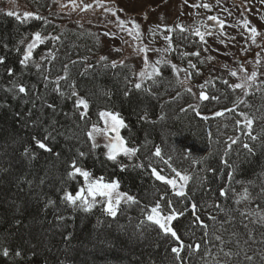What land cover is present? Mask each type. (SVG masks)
Here are the masks:
<instances>
[{
  "label": "trees",
  "instance_id": "16d2710c",
  "mask_svg": "<svg viewBox=\"0 0 264 264\" xmlns=\"http://www.w3.org/2000/svg\"><path fill=\"white\" fill-rule=\"evenodd\" d=\"M53 28L0 14V264H264V89L240 105L232 90L210 89L222 110L234 108L211 119L205 113L212 103L195 110L171 70L137 90L127 68L98 62L95 40ZM37 32L54 37L21 64L25 43ZM177 37L176 60L197 64L195 39ZM192 71L199 75L203 68ZM78 97L88 109L76 107ZM102 111L124 120L120 135L135 155L114 162L92 146L88 132L101 124ZM236 112L253 121L249 130L238 128ZM157 147L163 159L155 156ZM73 163L90 173L89 180L118 182V191L134 199L118 206L115 217L102 206L85 211L79 201L69 204L65 194L75 195L83 182L79 174L68 175ZM153 168L178 184L176 172L188 176L187 196L174 195ZM169 201L183 213L170 225L185 246L180 260L171 252L174 238L146 219L157 202L169 214Z\"/></svg>",
  "mask_w": 264,
  "mask_h": 264
},
{
  "label": "rangeland",
  "instance_id": "374dc122",
  "mask_svg": "<svg viewBox=\"0 0 264 264\" xmlns=\"http://www.w3.org/2000/svg\"><path fill=\"white\" fill-rule=\"evenodd\" d=\"M202 3L216 6L215 14L218 17L223 15V18L229 21L236 18L249 23L247 31L240 30L239 32L237 29L231 33L234 43L236 42L239 46L241 43L243 44L240 50L235 51V54L228 53L229 55H226L225 50L223 51L219 47L221 53L214 54L208 50L206 54L201 53V63L205 66V70L203 67V71L198 75L197 72L192 71L190 61L180 64L177 60L178 62L174 63L177 51L173 41L177 35L175 34L176 25L184 21L193 22L197 12L192 5H201ZM85 5H91V7L85 8ZM190 7L191 9H189ZM8 12L16 14L12 17L17 18L19 15L20 19L26 21L36 20L35 17L38 16L39 20L43 21L45 29L49 30L54 27L57 34L82 33L84 36L92 38L98 44L96 53L94 52L95 55H93L98 58V62H104L111 66L115 62L116 67L127 68L135 84L140 83L141 86L151 84L162 77L166 69L171 70L169 72L178 90L191 96V99L196 103V108L197 106L201 107L200 102L205 101L200 98L201 92L205 95L209 94L206 92V88L209 87L212 93L217 94L220 89L219 84L222 82H226L228 88H232L239 105L246 96L264 89V3H261V0H219V3L217 0H187V2L186 0H0V14L7 15ZM25 12L33 13L34 16L24 19L23 13ZM190 15L192 17L188 18ZM134 25H138L139 28L136 29ZM54 28L53 31H55ZM251 28L257 29L258 34L255 37L251 33ZM130 32L131 34H129ZM34 36L35 34L31 35L25 43L23 57L28 44L34 42ZM52 37L54 35L51 33L41 36L42 42H36L29 61H32L34 51ZM214 43H210V46L217 48ZM101 57H106V59H101ZM145 57L147 63H145ZM238 62H241L242 66L238 65ZM153 67L159 70V74H153L149 78L147 74L152 73ZM142 71L146 73L144 77L140 76ZM232 72H235L236 75H231ZM253 72H256L255 79H249ZM217 81L220 83L218 84ZM237 84L242 87H233ZM212 99L209 96L206 101V103H212L208 104L205 113L208 118H220L224 114H230L234 109H229L226 112ZM196 108L195 110H197ZM216 113H222V115H216ZM246 118L249 119L247 113L236 112L238 128L249 130V127L246 126ZM92 127L89 131L92 130ZM96 127L103 130L106 127L105 121L101 118V124ZM93 137L94 140L90 139L92 146L95 144L93 147L101 148L103 154L107 156L106 145L114 139L115 133L111 130L107 133L98 131L93 133ZM120 157L130 158L123 154L117 156V158ZM82 180V187L79 191L84 189L83 195L93 204L91 209L102 206L103 213L113 217L105 210L107 197L97 196L93 202V198L88 196L87 185L95 180H85L84 177ZM119 194L121 193L118 189L112 193L114 206ZM126 201L124 195L121 196L118 206Z\"/></svg>",
  "mask_w": 264,
  "mask_h": 264
},
{
  "label": "snow or ice",
  "instance_id": "6c2138e0",
  "mask_svg": "<svg viewBox=\"0 0 264 264\" xmlns=\"http://www.w3.org/2000/svg\"><path fill=\"white\" fill-rule=\"evenodd\" d=\"M186 2H187V0H186ZM217 3H219V0H217ZM261 3H264V0H261ZM192 6L193 7L202 6V7H205V8L210 7L207 4H204V5H192ZM88 7H91V5H85V8H88ZM7 15L13 16V15H16V14H14L13 12H8ZM33 16H34V14L30 13V12L23 13L24 19H27V18H30V17H33ZM35 18L40 19V17H38V16L35 17ZM17 19H20L19 15H17ZM208 19L212 20V21H217V23L220 25V27L223 28L224 22L219 21L217 17H209ZM248 23H249L248 21H245V25H247ZM134 27L136 29L139 28L138 25H134ZM184 30L185 29H183L181 27V31H184ZM251 33L253 34V37H255V35L258 34L257 33V29L251 28ZM129 34H131V32ZM195 34L200 37L201 41H204L205 33H201L199 31V29H197ZM106 35H108V34H106ZM207 35H211V32L207 33ZM36 42H42L41 34L38 33V32L35 33L34 42L28 44L27 51L25 52L23 59L20 61L21 64H26L30 60V58L32 56V50L36 47ZM204 42H206V41H204ZM253 42H255V41L253 40ZM194 55H199V53H194ZM101 59H106V57H101ZM3 62H4L3 58L0 57V63H3ZM145 63H147V58L146 57H145ZM113 66H115V62H113ZM192 67H195V65H192ZM173 68H175V66H173ZM8 71H9V74H11V69H9ZM153 74H156V75L159 74V70L157 68H155V67L152 68V73H148L147 75H148L149 78H151ZM145 75H146V73L143 72V71L140 73L141 77H144ZM231 75L235 76L236 73L232 72ZM255 77H256V72H253L251 74V76L249 77V79H255ZM201 87H203V86H201ZM233 87L239 88V87H242V85L237 84V85H234ZM135 88L137 90H139L141 88V84L140 83H136L135 84ZM189 91H190V89H189ZM19 92L25 93L26 92V88L24 86H20L19 87ZM72 95L76 96L77 94L75 92H73ZM200 98L204 99V100H207L208 96H206L203 92H201ZM75 104H76V107L78 109L82 107L83 109L86 110L89 107L88 102L84 98H80V97H78L76 99ZM48 106L50 108L53 107V105H48ZM80 115H81V118L83 119L87 115V113H86V111L85 112H81ZM99 115L105 121L106 127L103 130H100V129H97V127L95 125H93L92 130L88 132V137L90 139L94 140V137H93V133L94 132L103 131L104 133H107L109 130H111L112 132L115 133V137L108 145H106V147L108 148V152L106 154L107 158L109 160L115 162L116 159H117V156L119 154H123V155H127V156L135 155L137 149L127 147L126 146V141L120 135V129L124 128V127H127V125L125 124L124 120L122 118H120L119 114L118 113L109 112V111H102V112L99 113ZM216 115H222V113H216ZM246 120H247L246 126L250 128L252 123H253V121L251 119H247V118H246ZM252 138L255 139V137H252ZM33 139L35 140L37 146L40 149L48 150L47 149V145L43 141H41L39 139H36L35 137ZM235 142L236 141L233 140V143H235ZM93 146H95V144ZM244 148L248 149L249 152L252 151V149L247 144L244 145ZM25 151L27 152V150H25ZM81 155H83V153H81ZM155 156L161 157L163 159V157L161 156V149L159 147H157L156 150H155ZM165 163H167V161H165ZM72 168H73V171L68 173V175L70 177L75 175V174H79L80 176L84 177L85 180L89 179V177H90V173L89 172L84 171L81 168L77 167L75 165V163H73ZM173 171H175V170H173ZM152 174L155 175L157 180L162 181V182L170 185L173 188V190H174V195H176L178 197H186L187 196V193L185 191V186H186V184H187V182L189 180L188 176L182 175L181 173L176 172V176L179 177V180L183 182V183L178 185L176 180L169 179V178L161 175L155 168L152 169ZM118 187H119L118 182L103 183L101 180H95L93 182L88 183V185H87V193H88V196H91L93 198V202L95 201V198L97 196L107 197L108 198L107 199V206H106L105 210H106V212L109 215L115 217L116 214H117V206L120 203V198H121V196L126 195V194L117 195L116 200H115V206H114L113 200H112V193ZM261 191L264 192V186H262ZM83 193H84V189H81L75 195H73L71 193H66L64 199H65L66 202H68L69 204H71L73 206L77 205V202L79 201V202H81L82 205L85 206L84 207L85 211H90L92 206H93V204L88 201V198L86 196H84ZM225 194L226 193L223 190L220 191V195L221 196H224ZM246 197H247V189H245V198ZM127 199L128 200H133L134 198L128 196ZM190 207H191V209L193 211V214H195V210H196L197 205L195 203H192L190 205ZM168 208H169V214L164 215L161 212V210H160L161 209L160 203L157 202L156 205L151 208L150 214L147 215L146 219L151 224H154V225L158 226V228L165 235H169L170 234L171 237L174 238V240L177 242V246L172 247L171 248V252L175 254V259L176 260H180L181 259V252L183 251L185 246H184L183 242L180 240V236L178 235L177 231L170 226V222H172L175 219H177L183 213L182 212H178L175 208H173L172 205H171V201L168 202ZM210 218L215 220V217H210ZM195 219L197 221H199V216H196ZM261 220L264 221V218H261ZM200 224L203 227H205V228L207 227V225H204L202 221H200ZM250 238H251V236H250ZM66 239H67V237H66ZM215 239L220 240L221 238L219 236H216ZM187 247L189 249V252L191 253V251H193V246L192 245H187ZM199 247H200V245L197 244L195 246V249L198 250ZM4 255L5 256L8 255L7 250L4 251ZM17 255H19V253H17ZM224 255H225V257H230V256L233 255V253L232 252H225ZM235 255H239V253H235ZM244 259L246 261H248V262H252L253 261V257L252 256H248L247 254H245ZM261 259H262V261H264V257H262ZM226 264H227V262H226Z\"/></svg>",
  "mask_w": 264,
  "mask_h": 264
},
{
  "label": "flooded vegetation",
  "instance_id": "af4514ba",
  "mask_svg": "<svg viewBox=\"0 0 264 264\" xmlns=\"http://www.w3.org/2000/svg\"><path fill=\"white\" fill-rule=\"evenodd\" d=\"M204 4L209 5V3H202L201 5H204ZM209 6L210 7H208V8H205L202 6L201 7H195V11L197 12V15H195L196 18L193 22L190 23L188 21H184V22H181V23L176 25L175 34L178 35L177 38L180 39V36H181V38H184V37L194 38L195 43L197 44L196 51L199 50L198 52H200L199 53L200 55H194L196 57L200 56L199 57L200 62H197V64H195V67H192L193 64H191L192 69H195V68L201 69L204 67L201 63V56H202L201 53L206 54L207 50L210 51L211 53L214 52V54H218V53H221V50H219V48H222L223 51L225 50L226 55H229L228 53L235 54L237 52V50H240V48L243 46V44L241 43V45L239 46V45H237L236 42L234 43L233 36L231 34L232 31H236L238 29V31L240 32V30L247 31V29H248V24L245 25V21H240V20H237L236 18H232V20L229 21L227 19H224L223 15L218 17L215 14V10H217V7L212 6V4ZM189 9H191V7ZM190 17H192V15H190L188 18H190ZM209 17H217L219 21L224 22L223 28L220 27V25L217 23V21L209 20L208 19ZM181 27L185 30L181 31ZM197 29H199V31L201 33H205L204 41H206V42L201 41L200 37L195 34ZM209 32H211V35H207V33H209ZM251 35L252 34L250 33L249 36L251 37ZM175 38H176V36H175ZM212 41L215 42L214 44L217 46V48L210 46V43H213ZM227 58L230 60L229 57H227ZM175 62H178V61L174 60V63ZM208 62H210V60H208ZM238 65L242 66V63L238 62ZM217 82H218V84L220 83L219 81H217ZM212 84L214 85V83H212ZM219 85L222 87H225L229 90H232V88L231 89L228 88V85L226 84V82H222ZM210 89L211 88H209L206 92H208ZM210 95H211L210 93L206 94V96H208V97ZM206 101L207 100L200 102V103L201 104H208V103H206ZM192 107L196 108V103ZM198 107L199 106H197V108Z\"/></svg>",
  "mask_w": 264,
  "mask_h": 264
},
{
  "label": "water",
  "instance_id": "95a60500",
  "mask_svg": "<svg viewBox=\"0 0 264 264\" xmlns=\"http://www.w3.org/2000/svg\"><path fill=\"white\" fill-rule=\"evenodd\" d=\"M162 182V181H161Z\"/></svg>",
  "mask_w": 264,
  "mask_h": 264
}]
</instances>
